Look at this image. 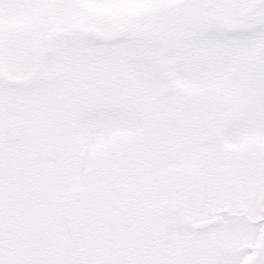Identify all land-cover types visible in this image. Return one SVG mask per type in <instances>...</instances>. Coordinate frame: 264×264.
Returning a JSON list of instances; mask_svg holds the SVG:
<instances>
[{"label":"snow or ice","instance_id":"snow-or-ice-1","mask_svg":"<svg viewBox=\"0 0 264 264\" xmlns=\"http://www.w3.org/2000/svg\"><path fill=\"white\" fill-rule=\"evenodd\" d=\"M0 264H264V0H0Z\"/></svg>","mask_w":264,"mask_h":264}]
</instances>
